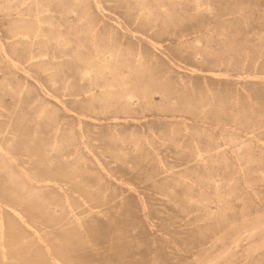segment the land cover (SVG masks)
<instances>
[{"label": "rangeland", "instance_id": "obj_1", "mask_svg": "<svg viewBox=\"0 0 264 264\" xmlns=\"http://www.w3.org/2000/svg\"><path fill=\"white\" fill-rule=\"evenodd\" d=\"M0 264H264V0H0Z\"/></svg>", "mask_w": 264, "mask_h": 264}]
</instances>
